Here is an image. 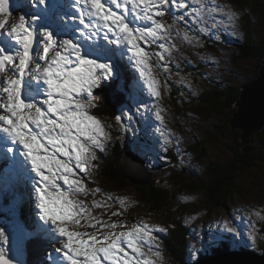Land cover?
Masks as SVG:
<instances>
[{"label":"snow or ice","instance_id":"1","mask_svg":"<svg viewBox=\"0 0 264 264\" xmlns=\"http://www.w3.org/2000/svg\"><path fill=\"white\" fill-rule=\"evenodd\" d=\"M194 3L200 8H190L188 0H31L35 13L13 20L11 0H0V173L31 182L42 222L37 227L56 245L49 264H157L162 259L154 233L166 229L145 222L127 227L92 215L79 197L100 190L89 193L77 170L86 175L96 150H104V126L91 109L99 99L95 90L116 76V55L127 54L150 95L159 98L161 82L153 69L167 71L160 61L176 47L173 25L202 18L205 0ZM172 9L184 12L176 15ZM169 14L171 24L165 20ZM136 21L147 23L134 26ZM183 38L190 40L187 32ZM153 46L160 50L149 51ZM125 117L130 120L131 113L116 115V123L123 126ZM156 117L163 120L159 110ZM227 225L228 232H236ZM17 229L27 234L22 225ZM14 239L15 233L0 226V264H22L5 254Z\"/></svg>","mask_w":264,"mask_h":264},{"label":"rangeland","instance_id":"2","mask_svg":"<svg viewBox=\"0 0 264 264\" xmlns=\"http://www.w3.org/2000/svg\"><path fill=\"white\" fill-rule=\"evenodd\" d=\"M216 2H222L225 4L221 5V10H215V5H213L211 3V0H205V4L208 3V5L203 8L202 11V18H197L196 20H193L192 17H188V19L186 18V21H184V23H182L181 25H173V35L171 37V42H173L176 47L172 49V54L178 56V58H184L187 59L189 61H203V63L205 65H214L215 67H218V64H214V60L212 58H214L216 56V53L213 50H206L205 48H202L201 50H199L196 53V57H193V59L190 58V56L192 55V51H193V43L192 41H196L198 42L199 40L196 38V34L195 32L189 30V28L194 27L195 25L198 24V26L196 27L197 32L201 35H205L207 33L206 27L211 24L213 21L215 22L216 26H210L208 28L209 30V36L205 37V39H208L210 42L217 44L218 48L217 50H219L220 52L223 50V48H232L231 46L227 45L225 43L226 39H217L214 34L210 31V28H212L214 31H223L226 28H229L230 25L233 29H229L228 33H229V39L232 38L231 35L235 36L237 34L235 33H241L242 35H244V31H245V11H238V7L235 0H215V4L219 5ZM256 2H260L259 0H251L250 1V10L247 9L248 13H250V11H255L254 8V4L256 6ZM190 8L192 9H198L200 8V5L191 2L189 3ZM32 7H34L31 4ZM227 7V10H225V8ZM35 8V7H34ZM36 9V8H35ZM209 9H214L213 11L215 13H217L218 15H223L225 16L227 20H222L221 16H216L213 12L211 13V15H209L208 10ZM70 11V9L68 10ZM222 11V13H221ZM234 13V16H232L231 18L229 17V13ZM255 16V15H254ZM256 22L258 21L259 23L264 22V11H259L256 15V17H254ZM131 19V18H130ZM184 25H186L188 27L187 30H184ZM134 26H140V23L138 21L135 22ZM201 27L203 28V30L201 29ZM254 28V32L256 33L257 36L261 35L264 32V25H256ZM176 29H179L180 31V35H176L175 31ZM238 29V30H237ZM187 32L188 36L190 37V40H185L183 38L184 33ZM233 32V33H232ZM204 40L202 41V43H204ZM205 44V43H204ZM233 49V48H232ZM230 53L231 50H227V51H223L222 52V56L224 57H230ZM115 61V66L116 69L118 71L117 65H116V59ZM250 64L251 62L249 61V59H241V60H236L235 63L229 64L228 65V69H231L233 72L235 71H241L242 73H246V74H250ZM170 70H172V68L169 67ZM119 73V72H118ZM117 74L116 80L118 82V84L120 85V80H125L126 82L130 83L132 80V77L130 75H120ZM221 76H223V78L226 81H230L232 78V74L231 73H226L224 72ZM111 81V80H110ZM184 84V79L180 78L178 80H176L175 82H172L171 84H169L171 86V88L173 90H180V88L182 87V85ZM132 85H134V87H132L130 84H126L127 87L131 86L130 89L133 90V94L127 93L126 91H124L127 96L129 95V98L136 94V95H141V90L137 88V86L132 83ZM199 85V81H193L191 88H192V93H194V91L197 90ZM121 86V85H120ZM164 88V86L162 87V89ZM183 96H185L186 98L190 96V94H183ZM135 99V98H132ZM137 100H140L139 98H136ZM142 101V103L146 102L145 97L143 99L140 100V102ZM235 111L232 113H236V108H234ZM194 110V109H193ZM195 112L191 111V113ZM225 112H229L228 109L225 110ZM140 117L136 116V124H134L132 122V120H129L126 123V130L130 131V141L133 137V134H136L137 132L141 131L143 129V131L145 132V135L147 136H155V132H157V123L154 122V118L153 116L151 117L150 115H147V110H140ZM193 116H195V114H192ZM198 120L200 122H196V119H193V122L196 123H192L190 121V117H187L186 122H176V117H174V122L176 125V129H172L171 131L174 132V134H179L181 137V142L183 144V146L186 148V150H191L193 148V141L194 138L201 139L203 138V134L204 135V140L207 141V145H206V152L208 154V156L210 155L212 160H219V161H223V160H227V159H231L234 156V151L230 150L229 148L232 146V143L234 144V142L232 141V134L228 133L225 136H220L218 133H216L215 128H212V126L210 124H213V121L209 123L207 122H202L200 117H197ZM209 121V117L207 119ZM224 121V120H223ZM142 122L143 124L139 127V123ZM138 123V125H137ZM219 123V122H218ZM224 123V122H221ZM186 125H190L192 126V128H188ZM104 126V131L106 133V138H108L109 140L112 138L111 134H107V131L109 130L106 128V126L103 124ZM143 126V127H142ZM139 127V128H138ZM110 132V131H109ZM213 132L211 135H209L207 137V134ZM224 134V132H223ZM170 135H172V133L169 131V129H165V133H164V137L166 140H170ZM135 137V136H134ZM207 137V138H206ZM215 141V142H214ZM132 142V141H131ZM202 141H199V144ZM111 142L109 141V144ZM156 144H154V150L156 152V154L158 155V145L157 142H155ZM178 143V142H177ZM198 144V145H199ZM133 145L135 147H144V145H135L133 143ZM223 145V146H222ZM196 147V146H195ZM212 154H209V152ZM167 153H169V150H167ZM193 156L192 158H190V162L192 165H194L196 167V169L199 171L200 176L202 177H206L208 175V172L210 171V162L205 158V157H200L198 156V154L196 152L192 153ZM186 161L188 162L189 159L188 157H186ZM159 172H161L159 170ZM3 175V173H0V175ZM242 178L239 179V181L242 183V189L245 190V196L243 197L241 194H239L240 197L234 195L233 198L228 199L226 201L227 203V207H224L223 205H218L216 203L212 204L207 211L205 212H195L198 207H201V204H198V207L193 206V209H190V202L194 201V197H198V199L201 197L199 194L197 196L193 195L190 196V194L185 195L187 202H189L190 204L186 205H182L181 203H176V201L173 202L172 205H170V211L171 213H169L166 217V219L169 220H178L183 222L184 224H191L192 222L195 221H200V220H204V222L207 223H203L202 226H196L193 230H191L192 233L195 232H199L204 228L207 227H212L215 224H222V220L220 219L221 216L224 219V226L222 228H225V221L228 222L227 227H231L232 228V219H240L241 217H246L250 223L248 225V231L249 233L255 235L256 239L259 242L258 247H261V244L264 242V234L261 232L263 229V222L262 219L264 217V166H253L249 173H244L242 174ZM155 176H159L158 174H156ZM179 176L181 177V179L185 180L186 178L188 179V181H192L195 177V175H187L185 174H179ZM199 176V177H200ZM148 177V176H147ZM3 181H4V177H3ZM15 184L12 182V184L14 186H17L19 189H23V186L28 189L29 194H30V199L33 201V192H32V187H31V182L30 181H25L23 179H16ZM196 182V180L192 181L190 184V187L193 186V184ZM198 184V183H197ZM238 190H241V187L237 186ZM190 191V190H189ZM200 189H199V184L197 185L196 188V192L200 193ZM23 192V191H22ZM109 195H112L115 199H120V196H118L117 194H115L114 192H108ZM125 195L127 196H131L133 198V193L130 192H125ZM125 195H122L125 197ZM19 196H21V200H23L22 198V194H19ZM176 198V197H175ZM96 201H98L101 205H104L106 203V200L104 197L98 196L96 198H94ZM197 199V200H198ZM93 200H91L89 202V209L92 213V215H95L96 213H98L100 211V209L102 207H94ZM261 201L263 203V205L260 208H256L258 202ZM131 202H135V199H132ZM32 209H34L33 206H30ZM22 210V208L20 209ZM23 210H25V216L29 215V209L28 208H24ZM183 210H186L185 212H183ZM191 211H194V217ZM139 212L142 213L141 215H137L136 218L137 219H145L148 217V215H151L147 212V210L145 209V207H141L139 209ZM175 213V214H174ZM37 217V218H36ZM36 217H33V220L39 221L38 220V216L36 215ZM113 219H115L116 221H120L116 218L113 217ZM154 219V218H153ZM215 219V221L213 220ZM25 220L27 222V219L25 217ZM157 220V219H155ZM160 221V220H157ZM39 223L42 224L41 221H39ZM28 226V223H27ZM29 228V227H28ZM27 232L29 233V237L31 240H34L37 243L36 245H40L41 241H37V239H35L34 237H32V235L30 234V229H27ZM38 233V232H37ZM46 244V243H45ZM49 244V243H48ZM35 245V247H36ZM45 247V245H43ZM12 259H15L14 257H12Z\"/></svg>","mask_w":264,"mask_h":264},{"label":"trees","instance_id":"3","mask_svg":"<svg viewBox=\"0 0 264 264\" xmlns=\"http://www.w3.org/2000/svg\"><path fill=\"white\" fill-rule=\"evenodd\" d=\"M249 1L251 0H235L237 6H239L237 8L238 11H247V8H250ZM259 1L260 2H256V6L254 4L256 12L251 10V13H248V11L245 13L244 24L246 34L244 35V40L239 43L238 48L234 50V54L232 55L233 63H235L236 60L249 59L251 62L249 72L250 74L242 73L241 71L238 73L236 71L233 72L231 69L224 70L226 73L228 72L232 74L231 80H224L218 85L210 83L211 88H209L208 85H205L199 97L194 100V119L195 117H200L202 122H208L207 119L209 117V121H213V124L210 125L212 128H216V130H218L216 133H218L220 136H225L228 133L232 134V141L234 144L232 143V146L229 149L234 151V156L231 159L223 161L212 160L211 156H208L206 152L207 141L203 140L200 144H196L195 140L193 141L192 150H194L198 156L205 157L211 163L208 175L206 177H202L200 175V177L198 175L195 176L196 178H194L192 181L196 180V182L192 187H190L192 181L189 182L188 179L183 180L179 176L181 173H187L189 175L187 170L183 171L180 169L176 171L180 173H174V171H171L168 176V179L171 180L169 186L170 188H167L163 185L161 180L157 181L156 179L140 185L129 183L121 176V168L119 166L124 150L111 148L105 155V163L103 162L104 164L100 166V169L97 173L98 178H103L105 181L109 179L110 181H117L118 183H122L126 186H131L132 188L130 187V189L135 193V197L139 203L142 205L144 204L143 206L149 209L159 210L167 214L171 212L170 205L173 204L172 188L173 183L176 182H181L182 186H184L188 191H196L197 185L199 184V189L201 190L200 192H203L204 196L203 202L206 204H210L212 200H214L215 203L222 204L224 203V199L231 194L245 191L242 189V183L239 181V179L243 176L242 174L249 173L253 166H264V131L252 132L247 137L246 142L242 145V142L239 139L241 135L240 131L230 129L229 120L231 119L232 112L235 111L233 108V103L239 97L240 87L246 82H251L252 79L258 75L257 71L260 67V60L264 55V32L257 36L253 28L256 25H264V22H256L254 18L256 17L258 10L260 12L264 11L262 9L264 7V0ZM201 29L203 28L201 27ZM209 48H211V46H209ZM196 76L197 79H200L202 74L199 73ZM124 82L132 86L131 82L128 83L125 80ZM131 86L126 87L131 88ZM98 95L100 97L96 107L98 114L102 116H107V114H109V116L115 115L118 108L116 100L118 99L119 95H113V97H110L109 95H105L103 90H99ZM172 98L174 104L181 106V104H179L174 99V95ZM193 109L190 110V112L194 111ZM227 109L229 112H225ZM212 133L213 132L208 133L207 137ZM136 134L145 135V132L142 129ZM121 137L125 138V134H122ZM131 143L133 144V141ZM209 154L212 153L209 152ZM237 186L241 187L240 191L238 190ZM189 207L190 209H193V205H190ZM185 211L186 210H183V212ZM174 224L176 227H178L177 230L174 231L172 236L169 235V237L165 238L171 242L170 247H174L176 252L181 253L183 249L182 246L185 244V239H187V237L185 238L186 229L178 220H174ZM26 229H29L28 226H26ZM30 249L32 250V245L30 246ZM34 249H39L41 252H45V247L42 243L34 247ZM184 250H186V248H184Z\"/></svg>","mask_w":264,"mask_h":264},{"label":"water","instance_id":"4","mask_svg":"<svg viewBox=\"0 0 264 264\" xmlns=\"http://www.w3.org/2000/svg\"><path fill=\"white\" fill-rule=\"evenodd\" d=\"M259 72L260 75L255 81L241 89L240 98L234 104L238 109L230 121V128L241 131L242 141L252 132L262 130L264 127V56L261 58ZM126 177L133 183L141 182L139 180L141 178L131 175ZM239 254H220L202 259L195 264H264V253L261 255Z\"/></svg>","mask_w":264,"mask_h":264},{"label":"bare ground","instance_id":"5","mask_svg":"<svg viewBox=\"0 0 264 264\" xmlns=\"http://www.w3.org/2000/svg\"><path fill=\"white\" fill-rule=\"evenodd\" d=\"M67 11H68V10H67ZM111 81H113V80H111ZM123 81H124V79H123ZM124 83H125V82H124ZM131 84H132V82H131ZM125 85H126V83H125ZM132 86L134 87V85H132ZM134 88H135V87H134ZM141 91H142V90H141ZM142 96H144V94L141 93L140 96L134 94L132 97L135 98V99H136V98H139V99H140ZM143 98H144V97H142L141 99H143ZM141 99H140V100H141ZM136 100H137V99H136ZM31 241H32V240H31ZM33 241H34V240H33ZM36 246H37V245H36ZM34 247H35V246H32V250H34ZM221 250H222V251H221L222 254H226V252H229V253H230L229 250H226V249H221ZM244 253L249 255V251H248V250H246ZM239 255H241V254H239ZM239 255H238L237 257H239Z\"/></svg>","mask_w":264,"mask_h":264}]
</instances>
